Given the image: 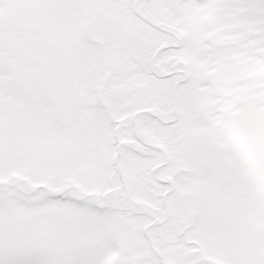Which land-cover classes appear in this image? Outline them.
I'll return each mask as SVG.
<instances>
[{
    "label": "snow or ice",
    "instance_id": "snow-or-ice-1",
    "mask_svg": "<svg viewBox=\"0 0 264 264\" xmlns=\"http://www.w3.org/2000/svg\"><path fill=\"white\" fill-rule=\"evenodd\" d=\"M0 264H264V0H0Z\"/></svg>",
    "mask_w": 264,
    "mask_h": 264
}]
</instances>
